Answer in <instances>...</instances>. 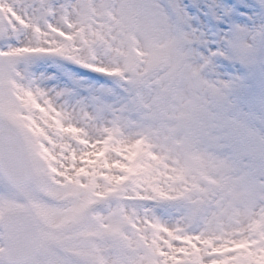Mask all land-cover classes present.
Listing matches in <instances>:
<instances>
[{
  "label": "snow or ice",
  "instance_id": "obj_1",
  "mask_svg": "<svg viewBox=\"0 0 264 264\" xmlns=\"http://www.w3.org/2000/svg\"><path fill=\"white\" fill-rule=\"evenodd\" d=\"M0 264H264V0H0Z\"/></svg>",
  "mask_w": 264,
  "mask_h": 264
}]
</instances>
